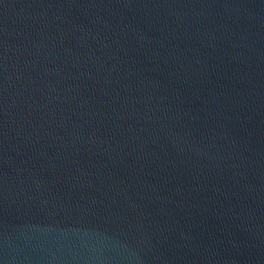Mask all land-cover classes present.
Masks as SVG:
<instances>
[{"label": "water", "instance_id": "95a60500", "mask_svg": "<svg viewBox=\"0 0 264 264\" xmlns=\"http://www.w3.org/2000/svg\"><path fill=\"white\" fill-rule=\"evenodd\" d=\"M0 264H264V0H0Z\"/></svg>", "mask_w": 264, "mask_h": 264}]
</instances>
